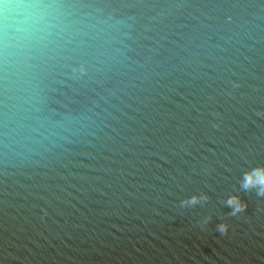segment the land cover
I'll return each instance as SVG.
<instances>
[{"label":"water","instance_id":"1","mask_svg":"<svg viewBox=\"0 0 264 264\" xmlns=\"http://www.w3.org/2000/svg\"><path fill=\"white\" fill-rule=\"evenodd\" d=\"M256 169L264 0H0V264H264Z\"/></svg>","mask_w":264,"mask_h":264},{"label":"clouds","instance_id":"2","mask_svg":"<svg viewBox=\"0 0 264 264\" xmlns=\"http://www.w3.org/2000/svg\"><path fill=\"white\" fill-rule=\"evenodd\" d=\"M256 175L257 178H258V181L260 184H261V194H264V170H261V169H256L254 171V173H249L246 175L245 179H244V183H243V186L245 188H248V187H251L254 183L253 181V175ZM197 198L196 197H193L192 200L193 202H195ZM228 203L230 205L232 204H235L236 205V208H235V211H239L240 208H241V205L237 202L236 198L233 197V198H230ZM223 228V226H221Z\"/></svg>","mask_w":264,"mask_h":264}]
</instances>
